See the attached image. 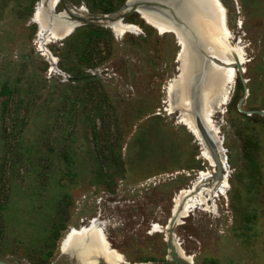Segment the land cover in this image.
I'll use <instances>...</instances> for the list:
<instances>
[{
	"label": "rangeland",
	"instance_id": "obj_1",
	"mask_svg": "<svg viewBox=\"0 0 264 264\" xmlns=\"http://www.w3.org/2000/svg\"><path fill=\"white\" fill-rule=\"evenodd\" d=\"M126 1L59 0L55 12L68 16L60 24L74 29L54 41L33 21L40 0H0V260L91 264L60 244L96 219L120 264H264V117L242 112H264V0H213L222 30L204 0ZM139 8L187 25V53L193 40L211 39L224 57H243L229 65L234 83L211 92L215 66H229L209 53L201 90L215 109V145L178 123L191 120L183 102L194 56L181 65L180 106L167 112L181 47L148 26ZM202 21L213 25L208 36ZM112 24L132 30L117 38ZM204 150L226 168L210 166ZM223 177L228 187L215 196ZM195 183L200 202L174 215L177 195Z\"/></svg>",
	"mask_w": 264,
	"mask_h": 264
},
{
	"label": "bare ground",
	"instance_id": "obj_2",
	"mask_svg": "<svg viewBox=\"0 0 264 264\" xmlns=\"http://www.w3.org/2000/svg\"><path fill=\"white\" fill-rule=\"evenodd\" d=\"M204 1L206 4L211 6V8H209V9L204 8L206 16L211 20L216 19L215 24L222 30L221 25L223 24V20H224L223 19L224 18L223 11L221 9H219L218 7L215 10L212 8V6H214L213 4L215 3L213 0H204ZM49 5H50V7H52L54 5V7L56 8L58 5V0H49ZM214 7H216V6H214ZM141 9H144V8H139L138 12L141 15V17L145 20V23L148 26H150L155 31H157L159 35H164L167 33L172 34L175 37V39L178 41V45L181 47L184 35L182 34V30H180V33H177L174 31V28L178 27V25H176L174 23L173 16L170 13L164 12V11L163 12L159 11L158 13H155V14L146 15L144 12H142L143 10L141 11ZM174 10H175V8H174ZM194 12H195V10H194ZM196 15H197V13H196ZM46 18L47 17L44 14V12L41 11V8L40 7L36 8L35 13L33 15V21L36 22L39 26V36H42L44 31L47 28L50 30L49 31L50 32L49 37L51 40L61 41V40H64L67 36H69V34L72 33V31L74 29V26H73L74 23L73 24L70 23L66 26H62L60 23H58V22L54 23L52 21L48 24ZM211 23L214 24V21H212ZM212 27H213V25L208 26V25H206V23L204 21L201 22V29L206 36L209 35L208 33ZM110 28L112 30V33L115 35V37L120 38L123 35H125L127 33V31H129V29L132 28V26L112 24L110 26ZM218 31H219V29H218ZM65 35H67V36H65ZM63 37H65V38H63ZM196 41H197V39H196ZM198 44L202 45L203 48L208 53H210L212 55V57H214L215 59H217L218 61H220L224 65L229 66V65H232L234 63H239V64L243 63V57L242 56L234 57V56L230 55V56L224 57V55L221 54V52H218V48H217L218 43L216 42V40L207 39V40H204L203 42L198 43ZM188 45L190 47V44L187 43V46ZM182 53H183L181 55L182 56V59H181L182 60V66L184 68H186L187 64L190 62L188 60V56H187L188 54H189V56H194L195 63L193 65L196 68L194 73H197L199 76L204 77V73L206 72V68L201 63H199L195 47L192 48L190 53H187V48L184 49ZM215 67L217 69H216L215 73H213V75L210 77L211 80L208 82V88L210 89L211 92L212 91L217 92L218 89H220V87H222L225 83L228 85H232L234 83V79L236 77V70L231 66H229V67L215 66ZM181 90H182V87H177V85H175V81H171L167 85V87H166V91H167L166 94H167V99H168L167 112L169 114L173 113L174 111H176L179 108V106H180L179 91H181ZM210 95H212V94H210ZM228 95H229V91H226L224 93V95L222 97H219V99H218L217 109L220 110V112H222V113L224 112L223 107L225 105H227L228 98H229ZM183 103H184V105L187 104V103H185V100ZM213 111L214 110L211 108L210 118L214 114ZM178 123L185 126L187 131L189 133H191L199 143L202 144V141L205 142L204 139H201L198 136V134L196 133V130L194 129L192 122L189 118H187L185 116H181L178 120ZM208 123H212V119L209 120ZM201 156H202V158H204V160L209 162L210 166H218L219 165L220 167L222 166L223 169L226 168L224 166L223 159L221 157H219L220 155L216 157L215 155H211V153L206 152L204 150L202 152ZM200 177L201 178L206 177V173L201 172ZM198 185L199 184L195 183L192 188L190 187L189 189H184L180 192V194L177 195L178 197L175 200V206H174V210H173L174 215L177 216L180 214L181 216H185V214L187 212H189L192 208H194L198 205V203L200 201L193 197ZM227 187H228V183L226 181V178L223 177L222 180H220V185L218 187L219 189H217L215 196L223 195L225 193V190ZM199 205H204V203H200ZM179 208H182V210L180 211ZM73 247H76L75 248V254L77 256H80L81 258L85 259L88 263H91V264L98 262V261H101L102 264L124 263L123 256L120 253H118L116 250H114L110 247V244L107 241L103 231L98 227L96 219H92L91 221H89V223L86 226H81L79 229L71 228L66 233V235L64 236V238L61 241L60 249L62 252H67L70 248H73Z\"/></svg>",
	"mask_w": 264,
	"mask_h": 264
},
{
	"label": "water",
	"instance_id": "obj_3",
	"mask_svg": "<svg viewBox=\"0 0 264 264\" xmlns=\"http://www.w3.org/2000/svg\"><path fill=\"white\" fill-rule=\"evenodd\" d=\"M135 1H142V0H127L126 5L131 4ZM149 1H156V0H149ZM59 2V0H58ZM41 11L44 12L46 15L47 23L49 24L50 22H59L64 25L65 18L63 16H67L66 13H56L55 12V7L54 5L50 7L49 5V0H40L39 2ZM171 8H174L173 5H169ZM139 10V9H138ZM137 10V12H138ZM143 10V11H142ZM142 12H144L146 15H151L158 13V10H151V9H141ZM167 12V11H165ZM169 13V12H168ZM171 14V13H170ZM68 17V16H67ZM173 21L178 27L174 28V31L177 33H180V30L185 32V36L182 40V45L180 49V53L177 56L176 61L180 63L179 65V70L180 73L178 77L175 79L176 85L180 84V80H182V72H181V65H182V52L184 49L187 48V43L191 44V39L193 38V32L189 31L188 26L181 23V21H178L176 18H173ZM68 35V34H67ZM65 35V36H67ZM65 38V37H63ZM178 42V41H177ZM195 45L196 53L198 56V61L201 63L203 66L206 67V69L210 68L209 63H211V55L203 48L202 45L197 44L193 40V44ZM187 84H185V114H189L191 118L192 125L194 129L196 130V133L201 139L205 140V143L207 144H214L217 143L216 141V135L213 133L214 127H209L208 121L211 120L210 116V103L207 98L204 97L203 92H202V83L204 82L203 76H199L197 73H194L191 75V77H187ZM182 85V84H181ZM215 111V109H214ZM179 116L183 113V111H178ZM248 115L251 114H258L260 116L264 117V112L263 111H242ZM69 257H73L74 260L76 258L73 256V254H66ZM0 264H10L5 261L0 260Z\"/></svg>",
	"mask_w": 264,
	"mask_h": 264
}]
</instances>
